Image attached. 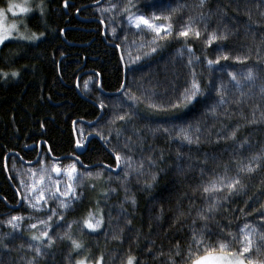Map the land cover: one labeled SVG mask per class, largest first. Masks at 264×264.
<instances>
[{
  "label": "trees",
  "instance_id": "16d2710c",
  "mask_svg": "<svg viewBox=\"0 0 264 264\" xmlns=\"http://www.w3.org/2000/svg\"><path fill=\"white\" fill-rule=\"evenodd\" d=\"M8 1L0 0V7ZM26 1L32 10L27 28L41 37L0 47V264H127L129 256L134 264H191L220 253L221 242L228 245L224 253L239 255L248 247L242 258L264 264V0H207L203 8L199 0H132L135 7L128 0ZM132 13L169 16L154 23L171 24L172 35L162 32L161 39L144 25L137 29L128 20ZM186 27L193 32L179 36ZM213 32L226 39L209 44ZM221 55L229 60L208 65ZM249 69L253 81L245 79ZM193 73L202 94L188 103L183 94ZM100 109L94 125L82 123L96 120ZM237 127L235 139H228ZM181 129L199 143L184 141ZM74 134L80 144L97 136L77 156L85 166H104L53 163L76 155ZM38 144L39 160L24 165L35 160ZM117 156L115 174L105 166L115 168ZM41 163L75 164L68 180L74 194L60 197L38 184L33 191ZM244 166L253 171L240 172ZM222 177L225 183L239 179L243 189L237 185L230 194L219 184ZM213 181L220 191L205 193ZM41 191L48 203L41 201L37 211L24 197ZM19 197L21 205L11 209ZM61 201L69 207L60 208ZM213 203V211H204ZM12 217L20 219L9 223ZM97 219L102 223L95 231L85 227ZM45 230L51 247L47 238L32 239ZM194 233H203L196 237L204 241L199 247ZM72 240L83 247L74 250Z\"/></svg>",
  "mask_w": 264,
  "mask_h": 264
},
{
  "label": "snow or ice",
  "instance_id": "6c2138e0",
  "mask_svg": "<svg viewBox=\"0 0 264 264\" xmlns=\"http://www.w3.org/2000/svg\"><path fill=\"white\" fill-rule=\"evenodd\" d=\"M207 3V0H199V7L203 8L205 7ZM128 4L129 6L131 7H135L134 4H132V0H128ZM113 7H116V5H113ZM109 9H104V11H108ZM128 7H125L123 9L124 12H128ZM9 11H11V8H9ZM21 11L22 12H27L29 11L28 8H21ZM175 11V10H174ZM226 15V13L224 14ZM161 19H164V20H169L170 17L169 16H164V17H161V16H155L153 15L151 18H146L144 15L142 14H129L128 15V20H129V23L131 24H134V26L139 29L141 27V25H144L147 29L151 30L152 32H154L156 34V37L157 38H164L161 36V33L163 32L165 36H168V35H172V25L171 24H168L167 27H164L163 25H157L156 23H154V21H158V20H161ZM15 25L12 26L13 29H15ZM115 31V30H113ZM193 32V29L191 27H186L184 30L180 31L179 32V36L181 37H184V38H187L189 36L190 33ZM194 35L199 38L201 36V33L199 31H195L194 32ZM21 39H25L26 37H23L21 36L20 37ZM8 39V36L7 35H3V36H0V43H3L4 40ZM216 39H220V40H224L226 39V36L224 34H221L219 37H217L216 33L213 32L211 33L210 35V38H209V44L216 40ZM153 44L156 43V40L154 39L152 41ZM153 51H155V48H153ZM189 51H191V49H189ZM224 60V61H227L229 60V56L228 55H221L220 57H218V59L216 61H212V60H209L208 61V65L211 66L213 65V63L215 64H220V60ZM237 60H239V58H237ZM241 63L243 61H240ZM189 64H191V61H189ZM4 75H7V74H4ZM12 76H16L17 73H12L11 74ZM193 75V82L191 84V89H185V93L183 94V99L185 101H187L188 103H191L192 100L198 96V95H201L202 92H201V86L199 84V82L196 81L195 79V73L192 74ZM228 75L231 77V79L233 81L236 82V86L237 88L240 87V81L237 80L236 76L232 73V72H229ZM256 77L254 76V73L251 69H249L245 79L247 81H253ZM85 87H87V82H85ZM214 87V85H213ZM223 87V86H222ZM261 92L262 94H264V88L261 89ZM217 93L218 95L220 96V101H219V104L220 105H223L225 103V100H224V97H223V93L222 91L220 90H217ZM241 95H244L243 93H241ZM130 99H136L135 97H130ZM236 103H241V101H236ZM219 106V105H217ZM150 108H154L156 107V105H153V104H150L149 105ZM172 107L176 108V107H179V105H173ZM213 114H215V107L213 108L212 110ZM125 117H120V119H124ZM252 123H255V121H252ZM239 130V127H237L236 129H234L230 134L229 136L227 137L228 139H235L236 137V134H237V131ZM165 131H167V129H165ZM198 131V129H197ZM180 134H182V139L184 141H187L188 144H193V143H199V137H196L195 140L192 138V136L189 134V132L186 130V129H181L180 130ZM78 147L80 146L79 144L77 145ZM261 157L257 156V157H254V159L256 160H259ZM117 159V166H119V162L121 160V157L120 156H117L116 157ZM128 167L131 168L132 165L131 163L128 164ZM142 167V165H141ZM52 171L56 172L57 175L60 174L61 172V168L59 167H53ZM65 171V174L68 176L69 180H72L76 174V165L75 164H71L67 169L64 170ZM240 172H252L253 169L251 167H247V166H244V167H241L239 169ZM46 170L44 169H41V176H40V179L36 182H34L33 184V191L36 190V184H43L44 183V174H45ZM33 175H35V173H33ZM100 173H97V176H99ZM125 175H128L127 172H125ZM89 176H91V173H89ZM49 179H51V177H48ZM153 179H155V176L153 177ZM225 179L226 178H220L219 180V184L226 188L228 190V192L231 194L235 191L236 189V186L239 185L241 189H243V185L241 184L240 180L239 179H233L231 180L230 182H227L225 183ZM57 185H59V181H56ZM148 187H151V185H148ZM204 192L205 193H208V192H212L213 190L215 191H220V188L217 187V182L216 181H213L212 184H211V187H205L204 189ZM57 191H59V187H57ZM69 193H73V189H72V186L71 184L68 185V190L64 193H61V195H69ZM74 194V193H73ZM53 199H55V196L52 197ZM25 199H28L27 197H25ZM41 201H43L44 204H47L48 201L45 199L44 197V194H43V191L40 192V195L38 197H35V203H32L31 201H29V206L36 209L37 211L40 210L39 208V205L41 204ZM133 203H135V200L132 201ZM60 208H68L69 205L66 204L64 201H61L60 202ZM216 207V204L213 203L211 205H209V207L204 210V211H207V212H211L214 210V208ZM53 215H56V210L55 209H52L51 210ZM199 218L201 220H206L207 217L204 215L203 212L199 213ZM261 215H264V212L261 213ZM20 217H12L11 218V221H9V223H11L12 221H16V220H19ZM41 224H43L45 226V228H49L50 225L46 222V221H40ZM101 221H97L96 224H92V223H89V222H85V226L88 227L89 229H91L92 231H95L99 225H100ZM13 227H15V225L13 224ZM32 228H35L36 225L33 224L31 225ZM248 226L245 225V228H247ZM241 231L243 232L244 229H241ZM197 235H203V233H194L193 234V243L195 245H197V247H199L201 244L204 243V241L202 239H197ZM231 235V234H229ZM42 238H47L48 240V247H51L54 243L53 239L49 236V233L48 231H42L41 235L40 236H32V239L33 240H40ZM65 237H61V239H64ZM72 246H73V249L74 250H78V249H81L83 247V245L81 243H79L78 241L76 240H72ZM209 247H211V245H209ZM228 248V245L221 242L219 244V251H220V255H207V256H204L203 258H198L196 260L193 261V264H208V262L210 261L211 264H245V260L243 258H240V257H243L245 253H247L249 251V248L248 247H242V249L240 250L239 252V256L237 258H233V256H235V254H229V255H225L224 254V251L225 249ZM37 251V254L39 255L40 254V249L37 248L36 249ZM149 251H151V249H149ZM162 255V253H161ZM175 255H180L182 256V253L177 250V252L175 253ZM191 258V256L189 257ZM170 259H171V255H170ZM134 261H135V258L134 257H131L129 256L128 258V261H127V264H134ZM77 264H86L85 261H78ZM97 264H99V262H97ZM172 264H175V261L172 260ZM248 264H251V261L248 262Z\"/></svg>",
  "mask_w": 264,
  "mask_h": 264
},
{
  "label": "rangeland",
  "instance_id": "374dc122",
  "mask_svg": "<svg viewBox=\"0 0 264 264\" xmlns=\"http://www.w3.org/2000/svg\"><path fill=\"white\" fill-rule=\"evenodd\" d=\"M9 8H11V11H9ZM21 8H28L29 11L22 12ZM31 12H32V10L27 5L26 0H19V1L9 0L6 4V6L0 7V36H3V35L8 36V39L4 40L3 43L10 41V40H13V39H21L20 38L21 36L26 37L25 39L26 40L28 39V41H37L41 37L39 35L30 33V31L27 28L26 17L28 15H30ZM13 25L16 26L15 29L12 28ZM3 43H0V47L3 45ZM53 166L54 165L46 166L44 163H41L33 171L35 174L39 173L41 176V169L46 170V172L44 174V183L42 185L38 184V186L41 189L45 187L47 192H49L52 188H55L57 194H59L60 197H66L65 195H61V193H64L68 190L69 178L65 174L64 170L67 169L70 165H68L66 167H62V166H58V165L55 166V167L61 168V170H62V176L59 179H55L52 175ZM48 177H51V179H49ZM37 179L39 180L40 177ZM56 181H59V185H57ZM57 187H59V191H57ZM26 193H27V191L25 192V194ZM25 197H26V195H25ZM25 197H24V201H26V202H28L30 200L35 201L36 195L32 196L31 199H29V200L25 199ZM97 221H101V220L97 219V220L88 221V222L95 225ZM99 227H100V225H99ZM86 228L88 230H91L88 227H86ZM210 254L211 255H220V253H210ZM210 254H207V255H210ZM224 254L225 255L235 254V256H233L234 259L239 256L236 253H224ZM207 255H204V256H207ZM204 256L199 257V258H203ZM240 258H242V257H240ZM79 261H82V260H79ZM97 262H99V264H101L100 261H97ZM97 262L94 264H97ZM86 264H89V263L86 262ZM191 264H193V262ZM208 264H211V262L209 261ZM245 264H248V263L245 261Z\"/></svg>",
  "mask_w": 264,
  "mask_h": 264
},
{
  "label": "water",
  "instance_id": "95a60500",
  "mask_svg": "<svg viewBox=\"0 0 264 264\" xmlns=\"http://www.w3.org/2000/svg\"><path fill=\"white\" fill-rule=\"evenodd\" d=\"M103 0H101V2H102ZM101 2H98V3H96V4H94L93 6H97L98 4H100ZM101 25L103 26V36H105V27H104V25L101 23ZM113 46H115L116 48H117V50H118V52H119V49H118V47L116 46V45H113ZM86 73H89V72H86ZM78 83V82H77ZM76 88H77V90H78V84H76ZM97 88L99 89V90H101V87H100V79H98V84H97ZM122 90H123V86H122V88L118 91V92H116L115 94L116 95H119V94H121L122 93ZM80 96H81V94H80ZM102 114H103V112H102V110L100 109V114H99V116L97 117V119L96 120H94V121H92V122H86V121H83L82 123L83 124H85V125H88V126H91V125H94L97 121H99V119L102 117ZM76 124V122L73 124V127H74V125ZM74 138H75V141H76V144H75V148H76V155H72V156H69V157H60V158H53V160L54 161H61V160H64V159H72V160H74L75 162H77V164L79 165V166H81L82 168H84V169H92V168H94V167H96V166H104L103 164H95V165H90V166H85V165H83L82 163H81V161H80V159L78 158V156L77 155H80L81 153H83L84 151H85V149H86V147H87V145H88V143H89V141L91 140V139H93V138H97V136L96 135H94V134H89V135H87L86 137H85V142H84V144H80L79 142H78V140H77V138H76V135L74 134ZM80 145L79 147L77 146V145ZM31 147H33V146H31ZM15 156H18L17 154H14ZM40 155H41V144H38V155H37V157L35 158V160H33V161H31V162H25V161H22L24 164H26V165H34V164H36V162L39 160V158H40ZM9 156V155H8ZM8 156H6V159H5V161L7 160V157ZM5 168H6V164H5ZM105 168L107 169V170H109V171H111L112 173H115V174H117V173H119V171H120V164H119V166H117V161H116V164H115V168L114 167H108V166H105ZM52 175H53V177L55 178V179H59L61 176H62V170H61V172H60V174L59 175H57V173L56 172H52ZM21 205V200H20V197H19V202H18V204L16 205V206H13V207H11L12 209H16V208H18L19 206Z\"/></svg>",
  "mask_w": 264,
  "mask_h": 264
},
{
  "label": "flooded vegetation",
  "instance_id": "af4514ba",
  "mask_svg": "<svg viewBox=\"0 0 264 264\" xmlns=\"http://www.w3.org/2000/svg\"><path fill=\"white\" fill-rule=\"evenodd\" d=\"M83 144H84V142H83ZM76 152V151H75ZM77 154V153H76ZM55 161H53V163H54ZM24 164V163H23ZM25 165V164H24ZM54 165V164H53ZM53 167H55V166H53Z\"/></svg>",
  "mask_w": 264,
  "mask_h": 264
},
{
  "label": "bare ground",
  "instance_id": "6f19581e",
  "mask_svg": "<svg viewBox=\"0 0 264 264\" xmlns=\"http://www.w3.org/2000/svg\"><path fill=\"white\" fill-rule=\"evenodd\" d=\"M26 165V164H25ZM12 209V208H11Z\"/></svg>",
  "mask_w": 264,
  "mask_h": 264
}]
</instances>
